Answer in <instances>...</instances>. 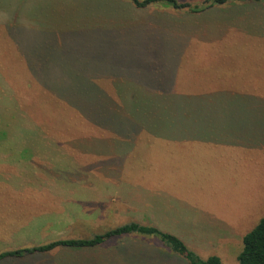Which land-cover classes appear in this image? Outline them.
Here are the masks:
<instances>
[{
	"label": "rangeland",
	"instance_id": "374dc122",
	"mask_svg": "<svg viewBox=\"0 0 264 264\" xmlns=\"http://www.w3.org/2000/svg\"><path fill=\"white\" fill-rule=\"evenodd\" d=\"M175 1L203 10L193 13L161 3L137 9L129 0H0V58L20 67L16 58L21 57L29 63V73H36L32 83L52 84L50 94L59 100L41 96L31 103L18 88L20 74H11L25 113L36 112L46 121V116L55 117L53 108L60 111L59 121L71 114L72 106L95 112L98 97L88 92L95 83L109 96L118 85L119 93H125L124 83L129 81L134 92L153 88L193 96L210 90L198 108V122L190 121L194 126L185 129L187 137L184 133L173 139L175 132L164 128L156 135L137 132L130 144L132 156L120 162L116 151L99 149L100 158L92 162L102 165L99 175L117 186L114 205L128 215L76 223L57 232L92 237L125 223L146 221L139 225L173 235L201 259L217 256L222 264H237L243 237L264 217V0L244 4L249 13L227 8L237 0L209 8L205 0ZM9 15L15 21H8ZM14 22L17 29L5 35L3 28ZM92 74L99 78L91 80ZM116 131L115 138L124 142L123 130ZM79 158L77 163L83 165L84 158ZM68 172L59 184L82 182L80 169L70 167ZM3 184L0 233L6 234L15 223L5 216L3 202L19 198L5 194ZM128 195L134 199L128 201ZM98 207L92 204L90 209ZM64 251H71L70 259L54 261ZM50 259L51 264H188L157 238L140 235L113 238L100 249L57 248L9 264Z\"/></svg>",
	"mask_w": 264,
	"mask_h": 264
},
{
	"label": "crops",
	"instance_id": "0c3cea01",
	"mask_svg": "<svg viewBox=\"0 0 264 264\" xmlns=\"http://www.w3.org/2000/svg\"><path fill=\"white\" fill-rule=\"evenodd\" d=\"M250 2L260 1H235L227 5V8L249 13V5L244 4ZM8 21H15V18L9 15ZM16 29L14 22L4 27L3 31L6 35L8 31ZM5 42V46L9 47L11 42H7L6 39ZM16 59L20 67L0 58V176H2L0 183H4L5 194L12 195L8 193L11 192L19 198L16 201L3 202L5 216L8 215L11 219L10 223H15V226L11 228L9 225L6 228V234L0 233V254L40 246L41 244L37 245L35 241L42 239L57 241L91 238L88 235L67 236L64 232L62 234L57 232V229H69L76 223L92 224L105 221V217L110 215L118 217L128 215L122 208V213L117 211L114 205L118 203L117 186L109 181L108 183L99 175L102 165L92 162L94 158H100L99 149L101 152H105V149L116 151V161L120 162L123 158L132 156L130 144L137 132V135L139 133L156 135L164 128L167 133L175 132L171 135L173 139L180 135L183 136L184 133L187 137L185 129H189V126L193 124L190 121L198 122L200 114L198 108L205 103L207 95L211 93L209 90L205 95L188 96L181 94L182 90L170 92L153 88L151 92H134L129 81L127 85L124 83V87L127 88L125 93H119L121 85H118V91L116 90L112 96H109L95 83L97 86L93 84L90 86V91L87 90L90 97H98L99 105L94 109L95 112H90L87 107L79 109L72 106L71 114L63 115L65 119L59 121L58 112L60 111L53 108L56 112L55 117L46 116L48 119L46 121V119L37 117L36 112L33 115L25 113V108L20 106L17 100V86L12 84L11 74H20L18 80L21 84L18 88L24 90L23 99H27V102L35 103L41 96H47V99L60 96L50 94L49 87L52 84L44 87V85L39 86L35 81L32 83V77L36 73H29V63L24 62L21 57ZM144 65L142 63V67ZM11 69L18 71H11ZM96 78L99 77L95 74L90 76L91 80H96ZM205 88L207 87H202V89ZM222 91L219 90V93ZM221 98L222 96L217 97L216 102L221 103ZM28 105L32 108L38 106ZM224 106L220 107L221 115L226 110ZM80 112H82L81 115ZM119 122H124V127ZM117 128L123 130L121 138L125 140L124 142L115 138ZM81 134L82 137H80ZM168 136L166 135L165 138L167 139ZM108 144H114L115 149L109 150ZM168 156L171 158V155H166ZM79 157L84 158L83 165L77 163ZM70 167L81 170L82 182L70 183V185L69 183L59 184L63 182L62 177L69 175ZM6 168H8V173ZM91 170H95L96 173ZM26 194L29 195L28 199L23 198ZM128 196V201L134 199L132 195ZM92 204L94 207L98 204V211L90 209ZM128 205L127 202L124 206ZM119 223H122V220ZM140 223H146V221ZM106 243L107 241L94 248L100 249ZM70 252H61L62 257L58 256L54 261L64 263L66 258L70 259L72 255ZM26 256L28 255L5 258L0 260V264H9V262L23 259ZM52 262L50 259L48 262L42 261L41 264ZM99 263L106 264L105 262Z\"/></svg>",
	"mask_w": 264,
	"mask_h": 264
},
{
	"label": "trees",
	"instance_id": "16d2710c",
	"mask_svg": "<svg viewBox=\"0 0 264 264\" xmlns=\"http://www.w3.org/2000/svg\"><path fill=\"white\" fill-rule=\"evenodd\" d=\"M228 1L231 0H205L204 3L206 4V7L209 8L212 6L223 5ZM129 2L137 9H144L161 3L162 5L171 6L174 9L181 10L188 8L193 13H198L203 10L199 7L191 8L187 4H178L175 0H129ZM128 235L153 236L172 253L183 257L188 264H222L220 258L217 256H209L206 259H201L173 235L163 233L155 227L143 226L137 223L123 224L102 234L93 235L91 238L57 240L40 246L5 252L0 254V260L5 258H18L24 255H32L36 253H47L57 248L72 250L89 249L101 245L113 238ZM242 245V250L236 258L237 264H264V217L261 218L254 228L243 237Z\"/></svg>",
	"mask_w": 264,
	"mask_h": 264
}]
</instances>
